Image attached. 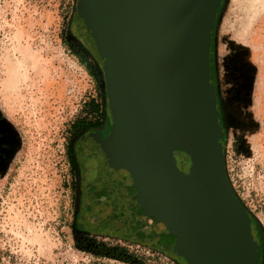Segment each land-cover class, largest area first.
I'll use <instances>...</instances> for the list:
<instances>
[{
    "label": "rangeland",
    "instance_id": "1",
    "mask_svg": "<svg viewBox=\"0 0 264 264\" xmlns=\"http://www.w3.org/2000/svg\"><path fill=\"white\" fill-rule=\"evenodd\" d=\"M77 5L0 0V118L12 130L0 148V264H186L150 238L76 227L74 150L85 130L76 132L74 123L95 120L91 100L102 109L110 102L100 62L71 32ZM16 61L24 77L14 83L8 74ZM217 65L245 142L243 168L231 171L233 182L238 172L244 175V201L259 232L256 264H264V0L227 1Z\"/></svg>",
    "mask_w": 264,
    "mask_h": 264
},
{
    "label": "flooded vegetation",
    "instance_id": "2",
    "mask_svg": "<svg viewBox=\"0 0 264 264\" xmlns=\"http://www.w3.org/2000/svg\"><path fill=\"white\" fill-rule=\"evenodd\" d=\"M83 1L92 6L97 21L107 18L111 3L112 11L117 7L122 14L121 25L109 23L115 38L107 70L103 40H92L87 27L83 32L98 49L110 102L88 122L93 124L82 127L85 131L75 143L80 187L76 227L125 238L163 239L161 229L168 227L176 209V192L169 184L174 171L202 186L222 185L234 205L250 212L242 191L244 175L238 172L234 183L231 173L235 166L242 171L245 142L222 91L217 65L218 28L228 0ZM134 31L140 40L132 48ZM132 55L142 76V89L136 90L137 85L135 91L125 88L122 77V66ZM152 90L178 101L196 93L191 115L198 118L185 124L163 117L159 110L144 109L142 97ZM11 136V128L0 118V148ZM255 224L252 217L256 241Z\"/></svg>",
    "mask_w": 264,
    "mask_h": 264
},
{
    "label": "water",
    "instance_id": "3",
    "mask_svg": "<svg viewBox=\"0 0 264 264\" xmlns=\"http://www.w3.org/2000/svg\"><path fill=\"white\" fill-rule=\"evenodd\" d=\"M106 10L107 18L103 21L92 17L96 20V38L103 40L101 52L107 70L115 38V29L109 23L113 20L121 25L122 12L117 7L112 11V3ZM101 22L103 28L99 25ZM139 40V33L134 31L129 41L132 48ZM122 67L125 88L135 91L134 87L139 85L136 90L142 89V76L135 57L132 55ZM151 85L149 80L148 86ZM196 99L194 92L178 101L167 99L155 90L150 91L148 97H142L144 109L159 110L163 117L172 121L179 118L185 124L198 118L191 115ZM169 184L176 192V209L167 223L164 238L155 240L158 247L183 257L189 264H256L257 243L251 229L252 215L246 207L234 205L227 190L214 182L202 186L174 171Z\"/></svg>",
    "mask_w": 264,
    "mask_h": 264
},
{
    "label": "trees",
    "instance_id": "4",
    "mask_svg": "<svg viewBox=\"0 0 264 264\" xmlns=\"http://www.w3.org/2000/svg\"><path fill=\"white\" fill-rule=\"evenodd\" d=\"M77 6H78L77 7V12H76L77 14H76V18L74 19V21L72 23L71 32H72V34L74 36H76L83 43H85L86 44V46L84 45L85 49H87L94 57L96 56V59H98V57L96 55V54H98L97 53V50L98 49L95 48L91 44L92 42L89 41L88 38L83 33L84 30L86 31V27H87L88 30H90V34H91V37L90 38L92 40H94V41H97V38H96L97 36L95 34L96 33V27H95L96 20H94V18L91 15L92 14V12H91L92 6L91 5H87V2L86 1H83V0H78V5ZM101 24H103V22H101ZM95 51H96V54H95ZM88 109H89V112L88 113H90L92 115H95V114L98 115L103 110L102 109V104H99L98 103V100H91ZM87 124L90 125V124H93V123H91V122L90 123H87L83 119L78 120L77 122H75L74 123V126H75L76 132H80L82 130V127H85ZM161 248H164V247L161 246ZM169 254L171 256L175 257V258L176 257L182 258L183 261L186 264H189L183 257L177 256V255H174V254H171V253H169Z\"/></svg>",
    "mask_w": 264,
    "mask_h": 264
},
{
    "label": "bare ground",
    "instance_id": "5",
    "mask_svg": "<svg viewBox=\"0 0 264 264\" xmlns=\"http://www.w3.org/2000/svg\"><path fill=\"white\" fill-rule=\"evenodd\" d=\"M253 16L252 18L254 17V11L252 12ZM252 19H249L247 24H246V27H245V30H246V37H248L249 33H250V29H249V25L250 23H252L251 21ZM11 78V81L12 82H20L21 79H23L24 77V73L22 72V65H21V62H14L13 64H11V67L9 68V74H8ZM12 87V84L10 86V88Z\"/></svg>",
    "mask_w": 264,
    "mask_h": 264
}]
</instances>
